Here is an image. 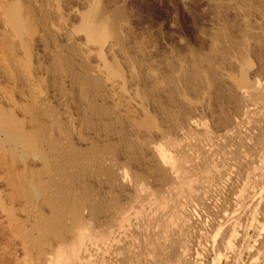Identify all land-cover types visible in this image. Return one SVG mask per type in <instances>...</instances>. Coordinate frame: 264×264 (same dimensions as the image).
Returning a JSON list of instances; mask_svg holds the SVG:
<instances>
[{
  "label": "bare ground",
  "instance_id": "obj_1",
  "mask_svg": "<svg viewBox=\"0 0 264 264\" xmlns=\"http://www.w3.org/2000/svg\"><path fill=\"white\" fill-rule=\"evenodd\" d=\"M0 264H264V0H0Z\"/></svg>",
  "mask_w": 264,
  "mask_h": 264
},
{
  "label": "rangeland",
  "instance_id": "obj_2",
  "mask_svg": "<svg viewBox=\"0 0 264 264\" xmlns=\"http://www.w3.org/2000/svg\"><path fill=\"white\" fill-rule=\"evenodd\" d=\"M158 1H160V0H156V2H158Z\"/></svg>",
  "mask_w": 264,
  "mask_h": 264
}]
</instances>
